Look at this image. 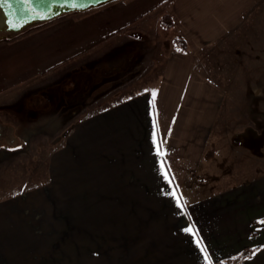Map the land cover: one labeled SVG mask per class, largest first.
Instances as JSON below:
<instances>
[{"label":"crops","instance_id":"0c3cea01","mask_svg":"<svg viewBox=\"0 0 264 264\" xmlns=\"http://www.w3.org/2000/svg\"><path fill=\"white\" fill-rule=\"evenodd\" d=\"M134 1L126 2L131 12L101 14L95 43L121 32L101 56L111 47L107 56L117 53V60L110 62L121 56L136 62L134 32L151 35L153 21L163 27V14L174 21L173 42L180 35L188 47L181 50L174 42L168 54L164 51L151 86L111 91L109 103L102 99L96 103L101 108L70 126L62 146L66 171L67 156L89 155L98 162L94 155L110 153L103 154L110 163L109 186L101 185L99 169L92 167L86 190L85 159H77V172L72 171L81 198L95 195L101 212L108 202L118 204L108 210L125 211L123 218L98 219L96 235H59L50 218H0V264H92L93 259V264H224L248 249L235 264H264L263 146L252 156L241 153L250 154L226 129L224 86L199 67L202 53L238 29L258 0H140L135 6ZM65 29L62 48L86 40L87 33ZM52 68L50 81L62 69ZM118 69L123 67L113 70ZM72 77L70 83L80 87L86 75L79 71ZM124 223L125 232L115 229Z\"/></svg>","mask_w":264,"mask_h":264},{"label":"rangeland","instance_id":"374dc122","mask_svg":"<svg viewBox=\"0 0 264 264\" xmlns=\"http://www.w3.org/2000/svg\"><path fill=\"white\" fill-rule=\"evenodd\" d=\"M126 2L132 0H114L86 11L63 14L48 22L34 23L0 41V122L15 123V134L20 137L16 145L0 142V218H50L57 222L53 229L59 235L100 234L98 219L115 222L123 218L125 211L108 210L120 208L118 204L111 206L108 202L101 212L94 205L95 195L81 198L73 173L77 172V159H85L86 177L95 167L99 169L101 185L109 186L110 179L105 177L110 173V163L103 154L110 153L94 155L98 162L89 155L85 158L76 154L70 159L67 156L66 171L62 146L70 126L83 114L101 108L96 103L102 99L109 103L111 91L151 86L164 64L159 61L174 44V30L154 26L153 21L151 35L141 30L134 32L136 62L122 60L123 56L119 62H110L113 57L117 60V53L108 57L111 47L105 50L121 32L108 37L107 42L95 43L94 31L103 20V12H131L132 7ZM139 2L135 0L132 5ZM138 22L140 18L136 16L135 25ZM64 29L87 33L86 40L66 43L62 48ZM102 48L105 50L101 56ZM96 57L100 62H90ZM129 65H134L133 71ZM52 66L57 72L62 69L50 81ZM114 67L124 70H113ZM199 67L224 86L227 97L223 118L229 123L226 129L234 135L235 143L244 144L250 152L241 153L252 156L263 146L264 154V0H258L238 29L202 53ZM79 71L86 77L77 87L70 80ZM88 157L92 162H88ZM69 161H75V167L71 168ZM87 178L86 190L92 184ZM91 190H95L94 186ZM106 197L110 199L111 195L103 196ZM72 224L76 225L73 230ZM115 229L125 232V223Z\"/></svg>","mask_w":264,"mask_h":264},{"label":"water","instance_id":"95a60500","mask_svg":"<svg viewBox=\"0 0 264 264\" xmlns=\"http://www.w3.org/2000/svg\"><path fill=\"white\" fill-rule=\"evenodd\" d=\"M114 0H0V30L21 31L28 25L83 11Z\"/></svg>","mask_w":264,"mask_h":264},{"label":"trees","instance_id":"16d2710c","mask_svg":"<svg viewBox=\"0 0 264 264\" xmlns=\"http://www.w3.org/2000/svg\"><path fill=\"white\" fill-rule=\"evenodd\" d=\"M160 23L162 24V26H165L167 28H171L174 25L173 19L168 14H163L161 16ZM174 42L181 50H186L187 47H188V44H187L186 40L180 35H175ZM250 253H251V249L245 250L242 254H240L237 257L229 259L228 261L224 262V264H235L239 260L244 259Z\"/></svg>","mask_w":264,"mask_h":264},{"label":"flooded vegetation","instance_id":"af4514ba","mask_svg":"<svg viewBox=\"0 0 264 264\" xmlns=\"http://www.w3.org/2000/svg\"><path fill=\"white\" fill-rule=\"evenodd\" d=\"M14 32L2 31L0 30V41L8 38V35L13 34ZM65 92V91H64ZM17 130L19 129V125H17ZM16 126L15 123H6L3 124L0 122V142L5 144L8 141H11V145H16L19 143L20 137L15 134Z\"/></svg>","mask_w":264,"mask_h":264},{"label":"snow or ice","instance_id":"6c2138e0","mask_svg":"<svg viewBox=\"0 0 264 264\" xmlns=\"http://www.w3.org/2000/svg\"><path fill=\"white\" fill-rule=\"evenodd\" d=\"M153 95H155V93H153ZM167 175V173H165V176ZM198 243H199V241H198Z\"/></svg>","mask_w":264,"mask_h":264},{"label":"bare ground","instance_id":"6f19581e","mask_svg":"<svg viewBox=\"0 0 264 264\" xmlns=\"http://www.w3.org/2000/svg\"><path fill=\"white\" fill-rule=\"evenodd\" d=\"M27 28V26L25 28H23L22 30H25Z\"/></svg>","mask_w":264,"mask_h":264}]
</instances>
